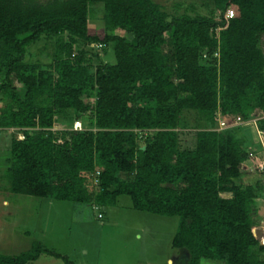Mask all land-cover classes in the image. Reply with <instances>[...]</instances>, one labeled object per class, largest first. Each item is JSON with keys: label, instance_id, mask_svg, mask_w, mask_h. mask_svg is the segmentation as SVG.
Here are the masks:
<instances>
[{"label": "trees", "instance_id": "16d2710c", "mask_svg": "<svg viewBox=\"0 0 264 264\" xmlns=\"http://www.w3.org/2000/svg\"><path fill=\"white\" fill-rule=\"evenodd\" d=\"M200 1L207 14L169 15L154 0H0L8 190L98 209L126 196L137 211L178 217L171 246L184 264H264L253 231L263 188L243 184L249 151L234 125L257 118L264 131V0ZM96 9L102 36L88 33ZM42 42L49 62H29ZM109 46L114 63L102 59ZM42 253L59 256L35 244L0 264Z\"/></svg>", "mask_w": 264, "mask_h": 264}, {"label": "rangeland", "instance_id": "374dc122", "mask_svg": "<svg viewBox=\"0 0 264 264\" xmlns=\"http://www.w3.org/2000/svg\"><path fill=\"white\" fill-rule=\"evenodd\" d=\"M46 1V0H40ZM163 6L169 15L187 12L207 14L200 0H154ZM196 5L195 11L189 5ZM179 5V8L176 6ZM90 14L88 33L103 34L101 13L96 9ZM215 12V17H219ZM117 33L122 34L120 31ZM53 38L47 40L48 51L52 50ZM42 43H35L28 48L27 60L47 64L49 58L43 53L47 48ZM264 53V35L261 37ZM102 59L115 62L111 46ZM256 116H264L257 112ZM251 119L241 125L246 128V135L254 139ZM255 120V123H253ZM252 122V123H251ZM61 126L55 124V129ZM11 132L0 129V255L15 257L40 245L53 254H40L35 261L27 264H66V257L72 264H184L187 252L171 246L176 232L178 217L156 215L137 211L131 207L126 196L119 197L115 205L100 206L95 210L90 203L56 201L25 194H15L8 190L5 172L8 167L9 142ZM187 145L190 136H184ZM264 141V139H263ZM253 151V150H249ZM255 153V152H254ZM257 159L264 157L263 150L255 153ZM262 160V159H261ZM243 184L260 183L263 195L256 200V229H262L261 244H264V170L256 169L250 161L246 162ZM98 213L103 217L98 218ZM253 230V231H254ZM199 264H224L220 261L201 260Z\"/></svg>", "mask_w": 264, "mask_h": 264}, {"label": "built area", "instance_id": "2783aa9c", "mask_svg": "<svg viewBox=\"0 0 264 264\" xmlns=\"http://www.w3.org/2000/svg\"><path fill=\"white\" fill-rule=\"evenodd\" d=\"M233 14H234V13H233V10H232V9H227V11H226L224 17H225L226 19H229V18L233 17ZM217 118H218V129H219V130L226 129V128H229V127H230V125H228V124L225 122V120H224L222 117L219 116V114H217ZM245 122H246V121H244L240 116H236V117H235L234 125H240V124H243V123H245ZM251 123H252V122H251ZM253 123H255V120H253ZM72 128H73V130H75V131H79V130H81V129H82L81 122L78 121V120L74 121ZM257 132H258L259 138H260V140H261V143H260V144H261V147H262V150H263V153H264V141H263V139H264V131H260V130H258ZM17 137H18L19 139H22V138H23V135H22V134H18ZM256 156H257V155H256L253 151H249V152H248V158H247V160H246L245 163H244V168H245V169L247 168V167H246V166H247V165H246V162H247V161H248V162L250 161V163H251L256 169H259L260 171H263V170H264V157H260V159H257ZM261 159H262V160H261ZM247 169H248V168H247ZM96 174H97V172L92 173V174L90 175L91 177L94 178V179H93L94 184H97ZM93 208H94L95 210L98 209V207L95 206V205L93 206ZM97 217H98V218H101V217H102L101 213H98Z\"/></svg>", "mask_w": 264, "mask_h": 264}, {"label": "crops", "instance_id": "0c3cea01", "mask_svg": "<svg viewBox=\"0 0 264 264\" xmlns=\"http://www.w3.org/2000/svg\"><path fill=\"white\" fill-rule=\"evenodd\" d=\"M248 121H246V123H247ZM241 125L242 124H240L239 126L241 127ZM249 128V126H244L242 129H243V135L246 137V146H247V148H248V151L249 150H253V152H257V151H259V153H260V151L262 150V147H261V140H260V138H259V135H258V129H257V126L255 125V124H252V129H253V131H254V139H250L249 137H247L248 135H246L245 133H246V128ZM223 196L224 197H227V198H229L231 195L230 194H228V193H224L223 194Z\"/></svg>", "mask_w": 264, "mask_h": 264}, {"label": "water", "instance_id": "95a60500", "mask_svg": "<svg viewBox=\"0 0 264 264\" xmlns=\"http://www.w3.org/2000/svg\"><path fill=\"white\" fill-rule=\"evenodd\" d=\"M142 149H144V147H142ZM254 235L260 241L261 236H262V229H256V230H254Z\"/></svg>", "mask_w": 264, "mask_h": 264}]
</instances>
